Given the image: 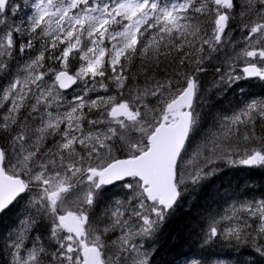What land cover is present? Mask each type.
Wrapping results in <instances>:
<instances>
[{
    "label": "snow or ice",
    "instance_id": "obj_1",
    "mask_svg": "<svg viewBox=\"0 0 264 264\" xmlns=\"http://www.w3.org/2000/svg\"><path fill=\"white\" fill-rule=\"evenodd\" d=\"M214 54L217 103L243 100L206 130ZM253 80L264 0H0L3 264H173L157 257L177 209L228 195L225 168L264 170ZM237 203L192 229L184 264H264V196Z\"/></svg>",
    "mask_w": 264,
    "mask_h": 264
},
{
    "label": "trees",
    "instance_id": "obj_2",
    "mask_svg": "<svg viewBox=\"0 0 264 264\" xmlns=\"http://www.w3.org/2000/svg\"><path fill=\"white\" fill-rule=\"evenodd\" d=\"M171 1L172 0H160L162 5L168 4ZM24 17V13L20 11L17 16V20ZM235 35L237 40H239L241 35L239 30L235 32ZM228 51L230 52L231 49L229 48ZM216 55H219V59L214 58L211 61H206L205 67L207 71L205 74L201 75L203 88L207 90L200 100V110L205 115L206 130H213L215 118H218V116L221 114L230 115L231 112L237 107V101L243 100V97L229 95L228 98L223 101V103H217V98L214 95V90L212 89V83L214 79H216V73L214 69L217 66H223L222 61L224 56L223 54H214V56ZM250 83L253 85V87L248 89V91L256 94L255 98H259L261 94H264V88L259 86V81H251ZM224 171L228 173L226 181H231V188L228 190V195L224 196L223 198L217 197L215 202H213V200L201 199L199 204L195 207L190 208L189 204H184L182 207L178 208L176 215L173 218L174 220L172 219L169 222L165 229L164 236L161 238V243L165 246L160 257H157V261L168 260L173 261V264H184V261L178 257L181 252H188L189 245L193 244L195 241L194 238L193 240L185 242V238L192 233L193 228H195L197 232L201 230L200 226L205 221L209 213L222 216L221 214H225L233 204L238 206V201H250L253 198L259 200L262 196H264V170L248 168H225ZM103 208L104 205L102 204L100 206V211H103ZM24 211V207L21 206V214H23ZM13 219H15V217H13ZM8 223V221H5V225ZM42 231L43 229L40 230V232ZM37 234L40 233L38 232ZM7 236L8 232L5 231V239ZM177 245H180V247L177 248ZM195 247L192 249L193 252H198L201 248L199 244H196ZM222 247V243L217 242L207 251H219ZM207 251L205 252L206 255ZM239 251L243 252L247 259H258V257L247 256V252H252L251 248H241ZM5 255L6 247H3V241H0V264H3Z\"/></svg>",
    "mask_w": 264,
    "mask_h": 264
},
{
    "label": "rangeland",
    "instance_id": "obj_3",
    "mask_svg": "<svg viewBox=\"0 0 264 264\" xmlns=\"http://www.w3.org/2000/svg\"><path fill=\"white\" fill-rule=\"evenodd\" d=\"M15 2H17V3H23V0H16ZM30 2H31V0H30ZM174 2H178V1H174ZM22 9H24L25 11H26V15H28V14H30V12L32 11L31 9H29V8H22ZM21 9V10H22ZM76 91H79V89H75V90H71L70 92H68V93H66V95L68 96V97H72V96H74L75 94H76ZM101 94H103V93H101ZM123 194L121 193V196H122ZM114 198H116V197H114ZM229 211V209L227 210V212ZM15 230V229H14ZM114 238V237H113ZM8 252H9V249H8V251H7V257H6V260H10V257L8 256Z\"/></svg>",
    "mask_w": 264,
    "mask_h": 264
},
{
    "label": "bare ground",
    "instance_id": "obj_4",
    "mask_svg": "<svg viewBox=\"0 0 264 264\" xmlns=\"http://www.w3.org/2000/svg\"><path fill=\"white\" fill-rule=\"evenodd\" d=\"M249 191V190H248ZM224 212V211H223ZM224 215V214H221ZM220 216V215H219ZM174 220V219H173ZM175 226V225H174ZM196 226V225H195ZM190 232V231H189ZM173 236V235H172ZM188 244V243H187ZM165 246V245H164ZM196 248V247H195ZM195 250V249H194ZM245 252V251H244ZM248 253V252H247ZM160 257V256H159ZM178 257V256H177ZM177 260V259H176Z\"/></svg>",
    "mask_w": 264,
    "mask_h": 264
}]
</instances>
